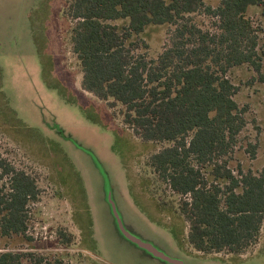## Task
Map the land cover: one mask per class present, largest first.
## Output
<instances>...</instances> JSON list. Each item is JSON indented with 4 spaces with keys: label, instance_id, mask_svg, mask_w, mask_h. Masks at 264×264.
<instances>
[{
    "label": "rangeland",
    "instance_id": "1",
    "mask_svg": "<svg viewBox=\"0 0 264 264\" xmlns=\"http://www.w3.org/2000/svg\"><path fill=\"white\" fill-rule=\"evenodd\" d=\"M66 2L0 0V160L27 172L40 189L27 235H0V252L33 254L48 264H169L122 234L115 206L130 234L184 264H264V229L241 256L203 255L188 244L179 198L147 166L164 145L135 137L121 105L111 109L82 89ZM249 16L259 29L263 67L261 76L248 64L229 74L249 121L231 156L236 174L238 165L254 173L264 168V8L250 7ZM167 36L166 27L143 35L153 57ZM249 144L257 145L254 156ZM161 199L173 207L161 210Z\"/></svg>",
    "mask_w": 264,
    "mask_h": 264
},
{
    "label": "trees",
    "instance_id": "2",
    "mask_svg": "<svg viewBox=\"0 0 264 264\" xmlns=\"http://www.w3.org/2000/svg\"><path fill=\"white\" fill-rule=\"evenodd\" d=\"M209 1L67 0L65 16L73 23L82 89L111 109L121 105L135 137L164 145L147 166L179 198L188 244L203 255L241 256L263 233L264 168L254 173L238 165V174L231 168L249 121L229 74L246 64L262 74L260 34L249 9L264 8V0ZM152 27H166L168 35L156 57L143 38ZM249 146L254 156L257 145ZM39 196L35 178L0 160L2 237L27 235L29 206ZM33 258L0 252V264H48Z\"/></svg>",
    "mask_w": 264,
    "mask_h": 264
},
{
    "label": "water",
    "instance_id": "3",
    "mask_svg": "<svg viewBox=\"0 0 264 264\" xmlns=\"http://www.w3.org/2000/svg\"><path fill=\"white\" fill-rule=\"evenodd\" d=\"M114 212L116 215V218L118 220V224H119V228L122 232V234L129 239L131 242L137 244L139 247L143 248L144 250H146L147 252H149L150 254H152L154 257L161 259L169 264H184L182 261L179 260H175L169 256H167L165 253L161 252L160 250H158L155 246H153L150 243H147L135 236H133L132 234H130L127 229L124 227L121 217L118 214L116 207L114 206Z\"/></svg>",
    "mask_w": 264,
    "mask_h": 264
}]
</instances>
